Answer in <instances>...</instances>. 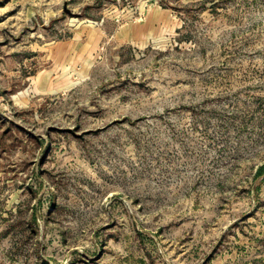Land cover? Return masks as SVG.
Instances as JSON below:
<instances>
[{"label": "rangeland", "instance_id": "rangeland-1", "mask_svg": "<svg viewBox=\"0 0 264 264\" xmlns=\"http://www.w3.org/2000/svg\"><path fill=\"white\" fill-rule=\"evenodd\" d=\"M0 264H264V0H0Z\"/></svg>", "mask_w": 264, "mask_h": 264}, {"label": "crops", "instance_id": "crops-1", "mask_svg": "<svg viewBox=\"0 0 264 264\" xmlns=\"http://www.w3.org/2000/svg\"><path fill=\"white\" fill-rule=\"evenodd\" d=\"M150 18L155 19L154 14ZM145 23V24H146ZM150 24V23H149ZM144 24L138 25V30L141 31ZM87 34H74L72 37L60 40L54 43V63L55 65L71 64L75 65L77 61L83 60L85 56H89L90 53L96 51L104 35V31L101 27L91 26L87 28ZM84 33V32H83Z\"/></svg>", "mask_w": 264, "mask_h": 264}, {"label": "water", "instance_id": "water-1", "mask_svg": "<svg viewBox=\"0 0 264 264\" xmlns=\"http://www.w3.org/2000/svg\"><path fill=\"white\" fill-rule=\"evenodd\" d=\"M66 11L69 13V14H73L70 10H68L67 8H66Z\"/></svg>", "mask_w": 264, "mask_h": 264}]
</instances>
